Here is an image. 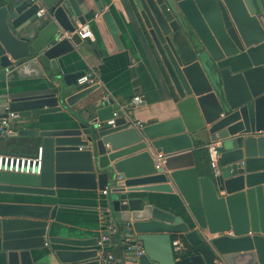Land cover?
Segmentation results:
<instances>
[{
    "label": "water",
    "instance_id": "obj_1",
    "mask_svg": "<svg viewBox=\"0 0 264 264\" xmlns=\"http://www.w3.org/2000/svg\"><path fill=\"white\" fill-rule=\"evenodd\" d=\"M126 1L173 104L172 117L142 127L120 102L77 85L85 71L59 72V58L88 41L72 33L78 24L94 21L106 47L122 49L106 0H0V119L14 113L4 135L42 147L39 175L0 171V193L32 199L0 201V264H102L109 243L117 264H264V0ZM75 100L76 123L26 126ZM205 137L218 143L215 167L195 157ZM158 184L178 191L186 216L150 200L143 188ZM61 189L105 191L104 247L49 235L57 205L37 199Z\"/></svg>",
    "mask_w": 264,
    "mask_h": 264
},
{
    "label": "crops",
    "instance_id": "obj_2",
    "mask_svg": "<svg viewBox=\"0 0 264 264\" xmlns=\"http://www.w3.org/2000/svg\"><path fill=\"white\" fill-rule=\"evenodd\" d=\"M103 9L111 12L112 18L119 28L118 37L122 49H118L113 44V46H107L111 49L109 51L98 25L90 20L87 24L92 37L88 41H83L72 52L59 58V72L85 71L92 73L95 78L94 83L88 84L84 88L86 91H90L88 95L94 96L103 93L106 97H112L116 102L125 106L126 114L134 121L147 124L172 117L174 115L173 104L163 78V71L154 57L150 43L144 36L135 11L126 0H106ZM44 81L46 79L41 78L29 80L27 83L35 82L44 86ZM71 91L73 92L74 89ZM136 95L142 96L144 99L142 104L132 105V98ZM78 100L72 101L70 104L65 103L61 112L41 116L36 125L29 123L26 126L40 128L41 125L48 123L57 125V122L63 120L76 123L75 113H78L83 105V101ZM126 117L128 120L130 119L128 116ZM12 124H15L13 120ZM12 129L14 130L13 126ZM10 132L13 131H8V133ZM205 138L202 143L194 145L195 157L198 160L204 158L206 154L205 145L209 140L207 137ZM35 142L34 138H15L2 135L0 136V151L32 154L36 148ZM143 189L146 190L150 200L163 210L174 215H187L186 205L173 186L158 184ZM108 191L109 188H107ZM105 195V191L98 190L61 189L58 190L55 197L37 199V202L57 205L55 218L49 221V223L51 222L49 235L69 239L101 237V233L108 228L103 221L104 212H102ZM29 200L32 201L27 195L18 197L15 194L0 193V201L29 202ZM56 247L62 248L57 245ZM105 248L109 250V253L114 254L116 259L118 258L117 243H109ZM40 251H48V248L45 246Z\"/></svg>",
    "mask_w": 264,
    "mask_h": 264
},
{
    "label": "built area",
    "instance_id": "obj_3",
    "mask_svg": "<svg viewBox=\"0 0 264 264\" xmlns=\"http://www.w3.org/2000/svg\"><path fill=\"white\" fill-rule=\"evenodd\" d=\"M47 13V9L45 6L38 4V9L35 12V15L37 17H42ZM77 33L78 36L81 39L91 38L92 34L89 29L88 24H78L77 27L74 29L72 33ZM72 33L64 32L61 34V37H69ZM94 76L92 73L86 72L85 75L78 78L76 80L77 85H83V84H92L94 83ZM144 102V99L140 95H136L132 98V105H140ZM14 116V113L9 112L8 116L6 118L0 119V136L8 133V131H11L10 128V119ZM113 117H116V112H113ZM107 124L112 125L113 120L106 121ZM130 124L135 127H142L143 123H140L138 121H134L133 119H130ZM218 146L217 142H208L205 145V151L207 160L211 167L216 166L217 162V151L216 148ZM36 154V156H35ZM162 154H157V159H161ZM159 164L156 162V167H158ZM42 168V147L38 146L36 153H32L31 156H25L21 154H9V153H0V171L3 172H11V173H21V174H31V175H39L41 173ZM108 236L102 235L98 241V245L100 247H104L103 243L108 240ZM182 241L179 237H175L172 240V247L174 251H178V249L181 247ZM135 249L138 254L142 253V246L140 243H127L126 249L132 250ZM102 264H117L116 263V257L112 253H106L104 257L101 260Z\"/></svg>",
    "mask_w": 264,
    "mask_h": 264
},
{
    "label": "trees",
    "instance_id": "obj_4",
    "mask_svg": "<svg viewBox=\"0 0 264 264\" xmlns=\"http://www.w3.org/2000/svg\"><path fill=\"white\" fill-rule=\"evenodd\" d=\"M17 142H18V141H17ZM14 153H16V154H21V153H17V152H14ZM28 154H29V153H28ZM30 154H31V153H30ZM204 154H205V152H204ZM205 156H206V154H205ZM205 156H204V157H205Z\"/></svg>",
    "mask_w": 264,
    "mask_h": 264
}]
</instances>
